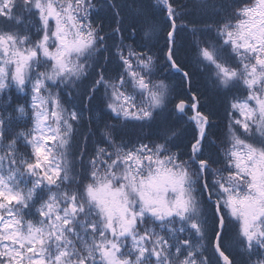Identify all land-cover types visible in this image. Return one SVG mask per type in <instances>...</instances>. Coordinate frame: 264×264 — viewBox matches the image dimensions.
I'll return each instance as SVG.
<instances>
[{
  "label": "snow or ice",
  "instance_id": "6c2138e0",
  "mask_svg": "<svg viewBox=\"0 0 264 264\" xmlns=\"http://www.w3.org/2000/svg\"><path fill=\"white\" fill-rule=\"evenodd\" d=\"M125 6L130 36L92 0H0V264H264V0H205L192 19L179 0ZM189 48L226 104L219 134ZM93 101L106 147L90 150ZM129 126L149 135L125 141Z\"/></svg>",
  "mask_w": 264,
  "mask_h": 264
},
{
  "label": "trees",
  "instance_id": "16d2710c",
  "mask_svg": "<svg viewBox=\"0 0 264 264\" xmlns=\"http://www.w3.org/2000/svg\"><path fill=\"white\" fill-rule=\"evenodd\" d=\"M92 2L95 5V7L91 10L90 15L97 25L102 24L104 26L105 32H109L111 29L117 28L119 26H123L127 29V24L131 16V10L125 5L133 4V0H92ZM113 2L118 5H121L123 8V11H122V15L124 17L123 25L119 24L120 17L115 16L116 9H109V7L107 6L108 4L113 3ZM179 2L185 5L188 19L197 17L198 13L204 10V4L199 5L197 8V6L194 5L195 4L194 0H179ZM249 2L250 0H241L242 4L252 3V1L250 3ZM235 22L236 21L234 20L233 23ZM131 32H132L131 29H127L124 32V35L130 36ZM190 39H191L190 35L185 37L184 38L185 43L187 42V40H190ZM124 43L130 45L133 43V40L126 39ZM160 43L163 44V41L161 40ZM194 58H195V52L193 49L189 48L184 62L188 65L189 71H194L191 88L193 92H196L200 95L201 104L204 106V110L207 111L209 108H211V110L214 112V115L212 117L213 124H214L213 132H216L217 134H219L226 128L228 124L227 116L225 113L226 104L223 101V98L221 96H218L213 92L211 81L208 80L207 75L203 73L202 71H200L198 67L194 64ZM160 72L164 73L165 70L161 68ZM156 78L164 79L165 82H171V83L176 84L179 90V76H172V75H168L165 73L164 75H160ZM183 87L185 89L188 88V84L185 83ZM10 95L12 97L16 96L14 93H11ZM185 95L190 97L191 93H185ZM22 102H23L22 98L13 97V104L22 103ZM185 119L187 121V118ZM105 120H106V117H102L99 122L92 121L91 125H89L87 120H84V122L85 121L86 122L83 123L78 129V134L76 137L77 142L82 143L83 133L91 131L93 135L89 138V149L91 150L97 146L106 147V145H103V144L98 145V141L100 139L99 130L103 127ZM182 121H181L182 127H183L182 135L176 141V143L181 147L186 145L188 140L191 137V136L188 137L187 135H185L186 134L185 128L190 123H184ZM149 132L150 130L148 128H144L143 130L138 131L137 129L129 126L121 135L125 141H128V140L135 141L138 135L148 136ZM120 138L121 137L118 136L117 141H119ZM173 151H176V149H173ZM78 154L79 153H77V155ZM186 158L187 157H185V159Z\"/></svg>",
  "mask_w": 264,
  "mask_h": 264
},
{
  "label": "rangeland",
  "instance_id": "374dc122",
  "mask_svg": "<svg viewBox=\"0 0 264 264\" xmlns=\"http://www.w3.org/2000/svg\"><path fill=\"white\" fill-rule=\"evenodd\" d=\"M251 1L253 2V0H250V2H251ZM194 2H195L194 5L197 6V8H198L199 5L205 3V0H194ZM33 31H34V30H33ZM9 93H10V94H11V93H14L16 96H13V97H19V98H22V99H23V102H24V98H23L22 94L18 93L17 90L15 89V87H12V88L9 90ZM9 93H8V94H9ZM19 94H20V95H19ZM245 95H246V93H245ZM23 102H22V103H23ZM73 102L76 103V104L79 106L80 103H81V98H80L79 96H77ZM22 103H15V104H22ZM15 104H13V105H15ZM91 108H92V114H93V116H94L93 121L99 122L103 116L101 115V113H100V111H99V105H98L97 101H93V102H92ZM7 111H9V112L12 111V108L9 107ZM0 112H4V109H3L2 107H0ZM5 114H7V112H5ZM190 116H191V115H190ZM86 118H87V113H86V116H85V120H87ZM185 118H186V117H184L183 119H185ZM87 121H88V120H87ZM185 121H186V119L183 120L182 122L186 123ZM227 121H228V118H227ZM85 122H86V121H85ZM85 122H83V123H85ZM83 123H82V124H83ZM82 124H81V125H82ZM181 124H182V123H181ZM81 125H80V126H81ZM80 126H79V127H80ZM187 128H188V125H187L186 128H185V132H186V133H187V132L189 131V129H190V128H188V129H187ZM183 133H184V132H183ZM188 137H190V136H188ZM69 159H70V158H69ZM208 214L210 215V212H209ZM229 227H230V228H233V225L230 224ZM238 227H239V224L236 223V224H235V228H233V231H235V229H238ZM193 242H194V243H199V241H197V240H195V239H194ZM201 247L203 248L204 245L201 244ZM211 254H212V250H211V248H207L206 255L211 256Z\"/></svg>",
  "mask_w": 264,
  "mask_h": 264
},
{
  "label": "flooded vegetation",
  "instance_id": "af4514ba",
  "mask_svg": "<svg viewBox=\"0 0 264 264\" xmlns=\"http://www.w3.org/2000/svg\"><path fill=\"white\" fill-rule=\"evenodd\" d=\"M249 3H250V2H249ZM191 114H194V113H193L192 111H189L187 115L190 116ZM186 118H187V117H186ZM193 127H194L193 124H191V123L188 124V128H190V129H189V131H188L185 135H187V136H191V135H192V129H193ZM188 128H187V129H188Z\"/></svg>",
  "mask_w": 264,
  "mask_h": 264
}]
</instances>
